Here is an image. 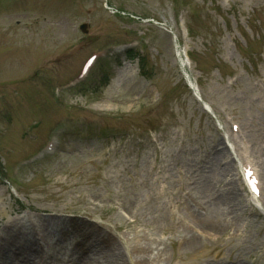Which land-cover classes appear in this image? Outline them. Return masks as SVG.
I'll use <instances>...</instances> for the list:
<instances>
[{"label": "rangeland", "instance_id": "obj_1", "mask_svg": "<svg viewBox=\"0 0 264 264\" xmlns=\"http://www.w3.org/2000/svg\"><path fill=\"white\" fill-rule=\"evenodd\" d=\"M4 1L0 264L8 241L26 242L13 236L20 230L39 264H80L79 252L49 258L56 244H75L74 233L93 243L88 264H264V204L243 189L217 109L264 148V0ZM129 42L141 57L126 60L122 52L105 85H96L97 72L93 91L66 102L54 96L89 53L118 44L119 53ZM187 75L215 119L196 101ZM232 75L236 81L227 84ZM55 124L63 128L57 154L20 169L15 183L12 167ZM262 180L264 186V174ZM50 219L69 224L62 241L46 236L43 221ZM36 231L45 235L43 248Z\"/></svg>", "mask_w": 264, "mask_h": 264}, {"label": "bare ground", "instance_id": "obj_2", "mask_svg": "<svg viewBox=\"0 0 264 264\" xmlns=\"http://www.w3.org/2000/svg\"><path fill=\"white\" fill-rule=\"evenodd\" d=\"M227 151V149H226ZM228 153V151H227ZM225 195L227 198L231 197L232 195V190L231 187L230 189L227 190V193L225 191ZM44 223H46V225L44 224V227L46 228V236L49 237L50 239L54 240L55 242H59L62 241L64 239V232L66 230V228L68 227L69 224H67L65 221H58V220H54V219H50L49 221H43ZM71 228V227H70ZM67 231V230H66ZM73 232V231H72ZM77 234V233H76ZM75 233L73 234V240L75 241V244H72L73 242H61L63 244H59V248L60 250H58L59 252H54L51 254V256L49 257L50 259H52L53 257H57V255H59L60 251L63 252V255L66 254V256H72L74 252H79V256H80V264H88L90 258H89V253L91 252L89 250V245L93 243H89L87 237L86 240L85 238L81 239V237H83V235H81V237H78ZM16 237V239L20 236H28L26 242H16V240L14 242L8 241V245L7 248H5V253L6 255H4V262L5 264H39L36 263L34 260H31V256L34 255L35 253V249L32 246V241L28 235L27 232H24L22 230L20 231H16L14 233V235ZM77 239H81L78 240ZM95 242V241H93ZM97 242V241H96ZM99 243V242H97ZM95 244L96 248H102V245H98ZM101 244V243H100ZM73 246V248L71 249L70 247ZM63 248L66 249H70L67 251L63 250ZM72 251V252H70ZM37 254V253H36ZM69 261V260H67ZM154 260L150 259L149 262H153ZM45 263V261H44ZM71 264H76L74 262H72ZM79 264V263H78ZM114 264H119L118 260L116 262H114ZM125 264V263H122Z\"/></svg>", "mask_w": 264, "mask_h": 264}, {"label": "water", "instance_id": "obj_3", "mask_svg": "<svg viewBox=\"0 0 264 264\" xmlns=\"http://www.w3.org/2000/svg\"><path fill=\"white\" fill-rule=\"evenodd\" d=\"M80 30L84 33H86V25H81Z\"/></svg>", "mask_w": 264, "mask_h": 264}, {"label": "trees", "instance_id": "obj_4", "mask_svg": "<svg viewBox=\"0 0 264 264\" xmlns=\"http://www.w3.org/2000/svg\"><path fill=\"white\" fill-rule=\"evenodd\" d=\"M134 57H135L134 53L129 54V58H134Z\"/></svg>", "mask_w": 264, "mask_h": 264}]
</instances>
